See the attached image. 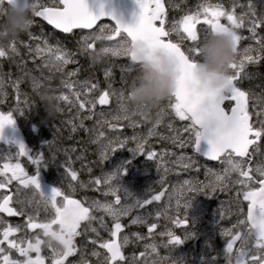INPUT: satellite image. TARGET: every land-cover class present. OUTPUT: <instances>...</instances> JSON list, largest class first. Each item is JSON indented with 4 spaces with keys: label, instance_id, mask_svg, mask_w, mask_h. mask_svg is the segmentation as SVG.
I'll return each instance as SVG.
<instances>
[{
    "label": "snow or ice",
    "instance_id": "1",
    "mask_svg": "<svg viewBox=\"0 0 264 264\" xmlns=\"http://www.w3.org/2000/svg\"><path fill=\"white\" fill-rule=\"evenodd\" d=\"M14 3V0H8V4ZM139 8L138 20L133 25L123 23L117 19L115 15H107L101 10L99 15L93 14L87 3V0H53L50 6H43L33 4V14L42 17L49 25L59 30L62 33L70 34L74 29H93L97 22L102 19H110L114 22L115 27L109 25H101L98 32L85 35L81 39V50L88 54L96 48V42L101 37L103 41H114L117 36L126 34L122 42L117 41L114 46H101L98 50L104 56L111 54L113 56H128L131 61L136 63L135 45L137 41H145L152 48L163 47L171 50L179 58L182 68V76L178 80L175 93L168 99V107L174 112L175 116L180 121H187L188 123L183 127V133H187L185 138L179 131L174 130L172 125L169 124L168 128L175 131V135L163 136L160 135L161 140H171L172 144L180 149L191 148L197 155L200 153L201 142L206 141L209 149L204 156L211 161H220L227 164L229 169L225 170L224 175H215L214 182L209 184H198L192 181H184L187 186L186 190L193 194L183 203L177 202V217L173 218V223L177 226H184L186 229L189 227L188 209L191 206V201L196 194H208L205 190L208 189L215 193L219 188L223 190L225 185L223 181L226 179L229 171H235L242 178L237 183L243 186V200L247 201L246 217L239 219L233 228L238 229L233 232L226 230L223 234L229 237L226 246V253L232 254L234 246L237 241L240 242L239 249L235 256V264H264V163L258 164L255 168L251 167L250 161L243 159L251 157L254 152L260 151V141L264 140V102H259L258 111L254 115L258 118L253 122V113L249 108V100L252 94L249 91L241 90L237 85V81L244 72L246 64H258L264 60V37H258L257 29L264 26V15L257 17L255 5L248 4V11L243 12L239 16L236 13L237 7H242L236 0H233L231 9L225 8L222 3H211L205 0L199 3L195 11H187L179 20L172 23L170 28H166L167 11L163 0H136ZM174 7H179L174 5ZM221 18H226L230 26L221 24ZM249 25V32L252 38L256 40L258 47L244 49L243 57L239 61L236 59L231 65V76L228 79L227 85L223 89L199 90V83L195 76V69L201 59V45L205 42L210 35L218 32H228L232 35L235 50L237 53L238 45L242 37L236 31ZM204 24L207 29L204 30L203 41L198 35L197 25ZM175 33L179 38L177 42L171 39H165ZM187 39L193 42V46L189 47L187 51L182 50V43ZM12 51L16 49L13 46ZM35 52L41 59L44 60L43 67H47V61L54 59L61 64L62 69L69 63H73V54L64 50L59 42L55 46L49 44L47 40L43 42V47H37ZM3 47H0V57L6 55ZM47 57V59H45ZM78 72L74 70L68 73L69 77L76 76ZM3 81L0 80V85ZM16 83V90L19 92V82ZM64 86L69 90H73L71 95L75 100H70L68 95L61 94L58 96L59 100L71 103L74 107L78 105L77 116L81 110H86L89 114L80 119L79 125L69 120L68 123L72 125V131L75 132L77 127L84 128V120L92 119L96 113L93 111L96 104L107 105L109 103L110 93L104 91L99 95L98 100L89 99L87 94L83 95L80 88H83L86 93L96 90L98 85L96 83H89L85 81L79 88L76 85L79 82L71 80L63 81ZM39 86V85H37ZM123 94L121 99L123 100ZM259 100V98H257ZM226 100L234 101L235 106L231 107L230 113L222 106ZM120 110L124 115L113 116L111 120L103 118L97 121L98 128L85 129L93 133L92 143L101 146L100 159L106 161L116 151L124 149L128 143L127 137L121 139L120 135L115 137H106L105 132L102 130L105 126L116 132L121 127V120H128L130 127H136V122L130 119L127 110L120 105ZM164 111V109H163ZM22 114V113H21ZM103 113L100 114L103 117ZM132 115H136L132 113ZM143 116V114L141 113ZM160 120L148 131L147 137L133 135L132 140L136 142L134 149H129L134 156H144L149 161L159 160L164 162L165 157L175 155L163 151L157 153L150 147L145 150V145L149 143L148 137L159 135L156 132V127L159 125ZM9 126H15V119L13 113L10 111L7 114L0 112V141L4 139L3 131ZM253 146H255L253 148ZM253 151L250 152L249 149ZM18 155L27 156L28 159L36 165V172L34 175H29L20 163H3L0 169V189H7L13 181H16L22 188H34L41 197L40 203L44 205L45 211L49 208L54 213L51 218L45 222H38L33 215L27 216V228L36 230L41 229L43 237L35 238L34 243L29 240L25 247L24 240L10 239L20 231V226L13 227L11 225L5 227L0 232V245L7 244L8 249H15L19 252L24 260H16L11 258V255L4 247H0V264H45L44 259L40 256L41 245L47 244V247L52 252V264H65L67 257L75 255L76 247L74 245V238L81 235L78 231L81 228L82 222L87 221L85 225V232L90 229L93 233L99 235L95 227H91L93 221H97V217L92 215L93 209L102 211L107 216L112 218L113 226L108 229L112 239L98 242L96 239L91 240V244L97 245L99 248L105 249L108 255L98 264H118V262L126 261V257L122 252V248L129 243L128 236L120 237V233L124 230V225L121 223V218L128 216L134 208H146L154 202L161 201L165 196L168 189L163 187L161 181V190L157 194L151 195L150 198L135 199L134 204L122 203V199L127 201L131 196L127 189L120 184V179L126 175V169L120 168L111 174H106L103 179L97 178L91 181L92 184L99 186L102 183L107 187L103 195H111L114 197L113 202L101 203L93 200L91 204L85 205L82 201L72 198L70 195L65 194L59 187L52 188L49 192L42 190L40 183V171L47 166L44 159V153L40 152L36 157L31 155V151L26 148L22 142L17 143ZM235 157H240L236 160ZM7 160V158L5 157ZM177 166L183 169L192 168L196 160L194 156L182 153L176 157L174 161ZM90 170V169H89ZM169 169L165 167L164 171ZM68 173L73 181L78 179L77 172L68 169ZM115 181V184L113 183ZM258 184L257 188L251 187L252 183ZM82 187L84 185H81ZM97 190H99L97 188ZM74 191V189H73ZM19 193V189L17 190ZM240 195V193H238ZM60 198V199H58ZM171 201V197H169ZM17 203L23 204L22 200H17ZM12 203L11 195H4L0 198V212H4L9 216H24L26 213L23 208L19 210L10 206ZM181 206L184 209L183 218H179V209ZM168 209L165 208L164 212H157V218L160 215H167ZM151 216L149 213L145 215H137L132 221V224H148ZM100 227L107 229L104 223V218L100 217L98 220ZM56 226V227H54ZM243 226V227H241ZM157 227L156 223L148 224V232L152 233ZM188 231L186 232V234ZM175 235L172 231L162 232L161 235H166L168 244L180 245L183 243L184 238ZM56 238L62 243L63 250L58 251L53 248L49 243V238ZM141 238V237H138ZM155 251V247L151 246ZM35 252L36 257L33 259L30 253ZM93 256H100L97 251L92 252ZM141 255H144L141 253ZM81 264H87L86 260H81ZM132 264H136L133 258ZM231 264V260H230Z\"/></svg>",
    "mask_w": 264,
    "mask_h": 264
},
{
    "label": "rangeland",
    "instance_id": "2",
    "mask_svg": "<svg viewBox=\"0 0 264 264\" xmlns=\"http://www.w3.org/2000/svg\"><path fill=\"white\" fill-rule=\"evenodd\" d=\"M203 2H205V0H167V5L169 8V28L171 27L172 23L179 20L187 11H195L197 5ZM209 2L222 3L227 9H231L233 6V0H209ZM236 2L239 5H242V7L236 8V13L238 16L243 12L248 11V4L250 0H236ZM251 3L255 5L257 17L264 15V0H251ZM174 5H178L179 7H174ZM7 10V6L0 2V22H2L1 20L3 19L2 14L4 17L7 13ZM220 22L225 26H230L226 18H221ZM248 28L249 25L246 22L244 27L236 30L242 37L236 53V59L238 61L242 59L244 49L249 47H258L256 40L252 38V34L249 32ZM205 29H207L206 25H197V31L198 35L201 37V43L203 41ZM257 34L258 37H264V26L257 29ZM0 39H3L4 46L8 45L12 48L13 46L15 47V53H17V55L20 57L21 66L26 64L25 68L23 67L22 70L18 71V75L15 71V78L6 75L4 68H0V80L3 81L2 85H0V112H2L5 107H7L9 102H11L13 109L10 107L4 113L7 114L8 112L12 111L14 112L13 115L19 119V115H21V113L23 114L22 108L23 105H25L27 99H37L40 101V96L45 91L51 92L54 90L57 96L65 94L69 96L70 100H75V97L71 95V92L75 89L69 90L66 88L63 83L65 80L79 82L76 85L77 88H79L80 85H83L85 81H88L90 84L96 83L98 85L97 89L90 93H86L83 88H80L82 92L81 99H83L84 94H87L89 99L98 100L99 95L104 91H108L110 93L109 103L107 105H100L97 103L96 108L93 110L96 115H93L92 119H85L84 128L82 129L77 127L75 132L72 131V125L69 124L68 121L72 120L74 124L79 125L80 119H83V117L89 113L86 110H81L79 116H77L78 105L74 107L71 103L60 100L59 102L61 111L58 112L54 117H51V120L48 123L49 127H51V129L54 131V134L57 136V139L60 142L55 144L49 140L43 141L38 145L35 151H33L32 145L29 144V142H25L27 138L24 135V130L26 127L29 133H31L33 136H36L35 131H37L38 128L32 123L31 125L24 123L23 125L19 126L17 123L19 120H15L14 127L9 126L3 131L4 139L0 141V169H2L3 163L6 162V157L7 160H9L12 164L20 163L24 170L27 173H30V175L35 174L36 165L31 163L27 156L18 155L17 143L22 142L26 148L31 151V155L33 157H36L40 152L44 153V159L47 163V166L44 169H41L40 173L48 175V183L50 185L54 186L53 183L55 180H57V184L64 182V187L62 188L63 190H73L75 185H77L80 190L85 188L90 190L94 187H97L100 191L99 196L96 197V199H92V201L96 200L101 203H105L114 201L113 196L103 195V192L107 190L108 186L104 185L103 183L99 186H96L92 184L91 181L97 178L103 179L106 174H111L117 169L124 168L126 169L127 174L122 176L120 179V184L130 193H132V196L127 201L122 199V203L134 204L135 199L137 198H150L151 195L157 194L161 190V181H163V187L168 189L161 201L154 202L152 205L146 206V208H134L130 213L131 221L137 215L147 216L149 213H151L148 222L152 218L160 221L161 226H165V224L173 222V218L177 217V202L180 201L183 203L188 199L187 197L190 193L186 190L187 186L184 185V181L188 180L197 183L199 180L198 175L201 172L202 166L197 165V163H195V165L189 169H183L177 166V164L174 163L176 157L182 153L190 155L188 153V148L180 149L179 147L173 145L171 140H161L159 138L160 135L167 137L176 134L175 131H172L168 128L169 124H171L172 128L179 131L185 138L187 137V133H183V127L188 122L180 121L175 116L174 112L168 107L169 100H166L163 104V116L160 119L159 125L156 127V132L159 135L148 137L149 143L145 145L146 151L150 147L158 154L163 151L175 154L165 157L164 162L159 160L149 161L144 156H134L133 153L129 151V149H134L136 147V142L132 140L131 137L133 135L147 137L148 131L153 127V125L156 124L155 120L149 121L146 120L142 115H132L131 113H128L130 119L136 122V127H130L128 120H121L119 122L121 127L116 132H113L111 129L105 126L102 130L105 132L106 137H115L116 135H120L121 139L125 137L129 138L125 148L116 151L106 161H102L100 159L101 146L91 142L93 133L85 131V129L93 128H97L99 130L97 121L100 119L106 118L111 120L113 116L124 115V113H122L120 110V105L122 102L121 94H123V96L127 94V90L137 75L139 67L132 65L128 59V56H113L108 54L104 56L105 59L102 61L95 62L98 65V71L96 74L90 76L82 74V66L77 65V62L74 60V67L71 65V63H69L66 67H64L61 73H58L55 77H53L52 74L48 72L47 68L43 67L44 60L36 54L35 49L37 47H43V42L45 40H47L49 44L55 46L57 42H55L54 39L37 38L33 35L30 28L26 32L22 33L18 38ZM123 39L116 38L114 41H102V43L104 44L103 46L111 47L114 46L117 41L122 42ZM169 39L177 42L179 38L175 33H172ZM191 46H193V42L185 39L182 43V50L187 51V49ZM5 51L9 53L11 49L9 48V50ZM82 57L85 58L84 55H82ZM4 58L5 56L0 57V61L3 62ZM88 58L91 59L90 56ZM45 59H47V57H45ZM92 64L93 62L91 61L90 65L92 66ZM248 65H256L257 68L254 69L256 72H254V70L244 69V72L241 73V77H256L264 79V60H261L258 64H246V66ZM77 69L78 72L76 76H68V73ZM91 73L94 72L91 71ZM15 82H19V92L16 90ZM101 113L104 114L103 117L100 116ZM78 135L82 136L80 142L83 146L81 154L83 159H69L68 156L63 152L65 150L62 146V141H65L68 138L76 137ZM14 144L15 147L13 146ZM51 158L53 159V162L52 164H49ZM65 159L69 161H66ZM99 162L102 163L101 167ZM75 164L77 167H75ZM165 167L169 169L167 172L164 171ZM69 168L75 170L79 175L91 174L93 177L91 181H73L68 173ZM39 178L40 181H42V177ZM113 183L115 184V181ZM81 185L84 186L82 187ZM102 185L104 188L101 187ZM97 188H95V191H98ZM18 189L19 193L17 192ZM31 189L32 187L24 189L15 181V194L22 195L25 191H31ZM169 197H171V201H169ZM165 208L168 209L167 215H160L157 218V212L163 213ZM179 211L180 218L182 219L184 214V209L182 206ZM187 214L188 218L192 222L202 221L201 211L197 206L193 205V201H191V206L188 209Z\"/></svg>",
    "mask_w": 264,
    "mask_h": 264
},
{
    "label": "flooded vegetation",
    "instance_id": "3",
    "mask_svg": "<svg viewBox=\"0 0 264 264\" xmlns=\"http://www.w3.org/2000/svg\"><path fill=\"white\" fill-rule=\"evenodd\" d=\"M31 2L32 4L50 6L53 3V0H31ZM31 15L33 24L30 27V30L33 35L37 38H51L54 39L55 42H59L64 50L73 54V59L77 62V65H81L82 67L84 64L88 65L92 61V59L88 58L89 54L81 50L82 37L89 35L90 33L98 32L101 25L107 24L110 27H114L111 23L102 21L91 31L74 29L72 33L66 34L53 28V26L44 21L42 17L35 16L33 13ZM165 27L169 28L168 19ZM116 38L119 39L121 36H117ZM103 45L102 42H96L97 50ZM82 55L85 56L83 63L81 61ZM71 65L74 67V62L71 63ZM95 65L97 64L93 62L92 66ZM256 68V65H248L245 70H254ZM254 72L256 71L254 70ZM236 83L241 90L249 91L252 94V98L249 100V108L253 113V122H256L258 118L254 113L259 109L258 107H254V105H258L259 102H264V79L256 77H240ZM257 98H259V100ZM222 106L230 113L231 107L235 106V102L226 100ZM259 143V152H254L251 157L243 158L250 161L252 168H255L260 163H264V140H261ZM13 146L15 147V144ZM254 147L255 146H253V148ZM207 150L208 149L205 146L204 148L200 147V153L196 155L191 148H188V153L191 156H194L197 165L202 166L201 172L198 175V184L212 183L216 179L215 175L212 173L224 175L225 170L229 169L227 164H223L220 161L206 159L204 153H206ZM249 151L252 152L253 149L250 148ZM235 159L240 160L241 158L235 157ZM6 162L10 161L6 160ZM52 162L53 161H49V164H52ZM28 174L30 175V173ZM77 175V182L83 180L91 181L93 177L91 174ZM40 177H42V181H40L41 187L45 192H49L54 187H59L62 192L70 195L74 199L82 201L86 206L91 204L92 201L90 200V195L95 191V188H97L94 187L90 190L85 188L80 190L79 187L75 185L74 191L68 189L63 190L64 182L57 184V180H55L53 183L54 186H52L48 183V175L40 173ZM2 179L3 177H0V180ZM239 179L242 178L237 172L229 171L226 179L223 181L225 185L223 190L218 188L215 193H212L210 190L206 189L205 191L208 192L207 195L204 193L196 194L192 201L193 205L197 206L201 211L202 221L192 222L189 219V227L187 229L184 226H177L173 222L161 226L160 221L152 218L148 224L156 223L157 227L152 233H149L148 227H146L148 224H132L130 214L126 217H122L121 223L124 225V230L120 233V237L128 236L129 243L122 248V252L127 258L126 261L118 262V264H132L133 258L135 259L136 264H230V260L231 264H235V256L239 249L240 242L237 241L231 255L226 253L225 249L229 237L223 233L229 229L233 232L237 231L238 229L233 228V225H235L239 219H244L246 217L247 201L243 200V186L237 183ZM251 187L257 188L258 184L253 182ZM238 193H240V195H238ZM4 195H11L12 203L10 206L17 210L23 208L26 215L9 216L4 212H0V232L9 225L13 227L20 226V231L17 232L15 236L10 237V239L24 240L25 247L27 246V241L31 240L34 243L35 238L38 236L41 239H46L43 237L41 229L32 230L27 228L28 215L35 216L38 222H45L54 214L50 208L48 211H45L44 205L40 203L41 197L36 190L32 188L31 191H25L22 195L15 194V181H13L7 189H0V198ZM192 196L193 194L189 193L187 198ZM18 199L22 200L24 203H17L16 201ZM91 214L98 218L97 221L91 223V227H95L98 230L99 235L97 236V234L93 233L90 229L85 232V225L88 222H82L81 228L78 230L81 232V235L74 238L76 253L75 255L67 257L65 264H81L82 259L86 260L87 264H98V261L108 255L105 249L99 248V243L93 245L90 241L96 239L100 242L112 239L108 231V229H111L113 226L112 218L102 211L95 209H93ZM100 217L104 218V223L107 225V229L100 227L98 222ZM167 231H172L175 235H178L181 238L184 237L187 231L188 233L182 244L172 245L168 244L169 238L166 235H161L162 232ZM151 246L155 247V251L152 250ZM0 247H4L13 259L21 261L25 259L24 257H21L19 252L15 249H8L7 244L0 245ZM93 251L99 252L100 256H93ZM141 253L144 255H141ZM30 256L34 259L36 253L32 252L30 253ZM40 256L44 259L45 264H52V252L47 247V244L41 245Z\"/></svg>",
    "mask_w": 264,
    "mask_h": 264
},
{
    "label": "clouds",
    "instance_id": "4",
    "mask_svg": "<svg viewBox=\"0 0 264 264\" xmlns=\"http://www.w3.org/2000/svg\"><path fill=\"white\" fill-rule=\"evenodd\" d=\"M31 0H14L6 15L0 22V38L15 39L26 32L33 24ZM103 38L97 40L102 42ZM0 39V47H3ZM136 63L139 71L130 84L121 105L128 113L143 114L146 120H160L163 116V104L176 91L177 83L182 76L179 58L167 48H152L145 41H137L135 45ZM93 62L104 59L99 50L89 53ZM236 60L233 37L228 32L210 35L201 45V59L195 69L199 90L223 89L231 76L230 65ZM47 70L53 77L63 71L61 64L54 59L47 61ZM45 111L54 117L61 111L60 100L55 91H45L40 96ZM48 243L58 251L63 250L59 239L49 238Z\"/></svg>",
    "mask_w": 264,
    "mask_h": 264
},
{
    "label": "trees",
    "instance_id": "5",
    "mask_svg": "<svg viewBox=\"0 0 264 264\" xmlns=\"http://www.w3.org/2000/svg\"><path fill=\"white\" fill-rule=\"evenodd\" d=\"M263 9H264V5H263ZM2 18H3V14H2ZM3 48L4 50H9V48L11 49L9 53L6 51L7 54L5 55V58L2 62L4 66L3 68L5 70L4 72L6 75H9L15 78V71H16V74L18 75V71L22 70L23 67L25 68L26 64H24V66H21L20 57L17 55V53L12 51L11 46L5 45ZM81 61L83 63L84 61L83 57H81ZM82 68H83L82 73L88 76L96 74V72L98 71V65L91 66L90 64L88 65L84 64ZM91 71H93L94 73H91ZM26 103L25 105H23V108H22L23 114L19 115V119L15 115H13L15 120H19V122H17L19 126L23 125L24 123L28 125H31L32 123L36 125V127L38 128L37 131H35L36 136H33L31 133L28 132V129L25 127L24 135L27 138L25 142H29V144L32 145L33 151H35L38 145L42 143L43 141L49 140V141L54 142L55 144L56 143L58 144V142L60 141H58L57 136L54 134V131L51 129V127H49V124H48L49 121L51 120V117L48 116V114L46 113L45 105L41 101V99L40 101H38L37 99L31 100L28 98ZM10 107L13 109V106H11V102L7 104V107H5L2 112L4 113ZM81 139H82V136L78 135L76 137L68 138L67 140L62 141L63 142L62 146L65 150L63 152L64 154L68 156L69 159H74V160L83 159V157L81 156L82 148H83L80 142ZM68 141L73 142L74 147H79L80 150L78 152L69 150L66 146V142ZM50 161H53V159L51 158ZM75 167H77L76 164H75Z\"/></svg>",
    "mask_w": 264,
    "mask_h": 264
},
{
    "label": "water",
    "instance_id": "6",
    "mask_svg": "<svg viewBox=\"0 0 264 264\" xmlns=\"http://www.w3.org/2000/svg\"><path fill=\"white\" fill-rule=\"evenodd\" d=\"M0 2L4 3L8 7L10 6L8 4V0H0ZM87 3L89 5L90 11L95 15H99L101 10H103L105 14L115 15L117 19L121 20L123 23L128 25H133L138 20L140 10L136 4V0H87ZM100 21H109L114 25V22L110 19L105 18ZM84 30L88 31L91 29ZM123 35L126 37V34ZM129 60L132 64L138 65L137 63L131 61L130 57ZM204 146L209 149V145L206 141L201 142V147L204 148Z\"/></svg>",
    "mask_w": 264,
    "mask_h": 264
},
{
    "label": "bare ground",
    "instance_id": "7",
    "mask_svg": "<svg viewBox=\"0 0 264 264\" xmlns=\"http://www.w3.org/2000/svg\"><path fill=\"white\" fill-rule=\"evenodd\" d=\"M2 67H4L3 66V64H2V61H0V68H2ZM71 141V140H70ZM70 141H68V142H66V146H67V148L69 149V150H71V151H79L80 150V148L79 147H74V145H73V142H70ZM99 190L98 191H95L94 193H92L91 195H90V200L92 201V199H96V197H98L99 196Z\"/></svg>",
    "mask_w": 264,
    "mask_h": 264
}]
</instances>
